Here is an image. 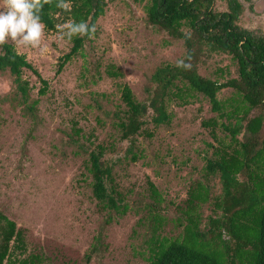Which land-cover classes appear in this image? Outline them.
<instances>
[{
	"label": "trees",
	"instance_id": "1",
	"mask_svg": "<svg viewBox=\"0 0 264 264\" xmlns=\"http://www.w3.org/2000/svg\"><path fill=\"white\" fill-rule=\"evenodd\" d=\"M109 1L66 0L71 10L64 11L56 7L58 0H51L39 13L45 25L44 34L60 35L56 25L69 20L85 21L90 28L95 26ZM133 1L142 4L148 23L156 30L182 39L185 55L178 60L191 65L190 69L169 62L158 65L149 72L151 87H144L143 98L134 94L130 83L113 80L123 77L122 69L112 63L102 64L96 54L87 59L85 45L92 39L89 36L76 35L71 39L65 36L70 43L69 50L58 57L54 68L49 67L53 74L48 77L10 42L1 45L0 75L10 73L17 92L13 96L7 94L0 102L22 104L23 116L34 117L28 131L36 123L34 107L39 102L37 98L29 102L31 89L37 88V93L44 95L52 92L53 85L59 88L64 85L62 89H69L70 85L75 91L78 84L79 87L94 85L107 77L115 83L109 91L91 93L100 95L117 110L106 108L101 115L99 111L94 112L91 103H80L76 99V103L64 102L59 109L49 108V124L55 114L59 123L49 126L56 129L60 137L57 141H54L55 136L47 138V154H41L45 157L38 154V148L34 151L41 157L38 160H41L42 179L34 191L48 196L45 193L48 189L54 201L70 196V201L77 203L78 199L82 201L79 197L88 187L97 200L95 206L100 207L105 225L116 227L115 232L121 237L139 239L137 244L141 249L122 251L125 264H135L137 256L146 264H264V31L239 25L241 4L238 0H225L227 9L223 11L212 8L213 0ZM213 54L227 57L226 67L216 68L209 76L200 73L197 64L201 57ZM73 58L80 60L79 68L70 67L67 71L65 65ZM229 67L233 68V73ZM22 71L30 73L31 85L22 79ZM225 89L230 93L224 97ZM198 97V126L209 138L203 140L192 133L197 139L193 144L183 131L172 134V139L178 136L175 144L199 145L209 149L210 154H203L201 162L200 149L191 160L193 176L180 188L168 187L165 195L174 203L169 205L173 209L169 214L172 219L166 221L159 209L161 202L168 198L164 197L162 185L154 176L157 169L136 173L123 184L124 190L117 182L132 174L136 164H149L145 147L139 143L137 135L153 140L161 126L170 124L167 106L185 107ZM2 119L0 117V123H4ZM148 121L153 128H146ZM170 140L155 139V153L170 156L171 146L175 145ZM33 141L38 143L35 138ZM58 142L63 146L60 158L56 156ZM122 143L128 144L121 153L112 152L117 148L121 151L119 144ZM186 148L191 149L189 145ZM108 150L118 159H113ZM180 170L174 172L182 175L186 168ZM7 175L15 176L13 172L4 171L2 183H7ZM27 178L25 175L19 181L22 184ZM27 186L29 192L33 190L30 184ZM132 193L138 196L137 201L147 200L145 204L129 208L126 197H132ZM129 211L139 215L133 225L121 219L131 216ZM204 211L206 215H202ZM170 222L180 229L174 235L165 230L166 223ZM98 241L93 242L92 252L97 250ZM25 243L24 228L0 211V264H48L42 253H26ZM20 255L24 256L20 258ZM90 259V254H86L84 264Z\"/></svg>",
	"mask_w": 264,
	"mask_h": 264
},
{
	"label": "rangeland",
	"instance_id": "2",
	"mask_svg": "<svg viewBox=\"0 0 264 264\" xmlns=\"http://www.w3.org/2000/svg\"><path fill=\"white\" fill-rule=\"evenodd\" d=\"M238 1L241 4L238 15L239 25L249 30L262 29L264 31V0ZM211 6L217 11L227 9L225 0H213ZM95 29V33L91 35L92 39L88 40L85 45V52L89 55L87 59L96 54L102 64L112 63L122 69L123 77H117L113 80L130 83L134 94L138 98H143L145 95L144 87H151L148 78L149 72L151 73L161 63H176L178 59L185 55L182 39L173 38L165 31L156 30L148 23L142 4L133 0H110L104 14L97 19ZM52 41L54 43L51 44ZM8 42L14 46L18 53L24 54L34 67L41 69V73L45 77L53 74V69L50 70L49 67L54 68L58 57L67 52L70 47V43L65 38L61 39L60 35L57 34L52 36L43 35L41 47H47V52L43 54L40 48L14 44L10 37ZM222 57L221 54H213L212 57H201V62L197 64L200 73L209 76L213 75L216 68L226 67L227 57H223L224 59L220 61ZM79 65L80 60L73 58L66 63L65 68L68 71L70 67V69L79 68ZM229 69L231 73L234 72L233 68L229 67ZM73 75L75 74L73 73ZM22 79H25L29 85L33 83V79L27 71H22ZM219 79L223 80L224 78L219 77ZM14 83L15 81L10 73L5 72L4 75H0V100L7 94L13 96L17 92ZM114 84L107 77V79L100 80L94 85L90 83L87 86L79 87L78 84L75 91L71 89L70 85L69 89H62L64 85L62 88L53 85L52 92L54 93L47 91L44 95H39L37 88L31 89L29 91V102L34 98H37L39 102L34 107L36 123L32 125L30 131H28L30 120L34 117L23 116L21 103L16 101L11 104L7 101L0 102V117L3 118L2 121L4 122L0 123V137L2 136V139H0V211L16 221L19 227L24 228L26 253L40 252L48 264H84L86 254H90L91 257L88 264H125L122 262L121 256L123 250L131 252L132 248L141 249L140 245L137 244L139 239L127 236L121 237L115 232L114 228L116 227L105 225L100 207L95 206L97 200L91 195L88 187L84 191L85 194H81L79 197L82 201L78 199L77 203L71 202L70 196L63 201L58 198L54 201L51 199L52 195L49 194L48 189L45 191L48 196H40L34 191L37 189V184L42 182L40 178L41 171L39 172V162L41 160L38 159H41L39 155L47 154L46 140L55 136L54 141H57L60 137L57 135L56 129L50 127L56 123L59 125V123L56 119L57 114H55L52 118L53 122L50 121L49 124L50 119L48 118L51 112L49 108L55 106L59 109L64 102L70 100L76 103V99L80 103H91L94 112L99 111L101 115H103V110L106 108L117 110L116 106H112L109 101L102 99L100 95L91 93L92 91H109V89L114 88ZM229 93V90L225 89L223 92L224 97L228 96ZM199 97L193 101V104L185 107L167 106L166 110L169 119H171L170 124L161 126L153 140L146 139L143 134L137 135L139 143L145 147L146 160L149 164L145 166L139 163L136 164L131 171L132 174L128 173L120 181L121 183L117 182L118 186L124 190L123 184L128 183L136 173L157 169L154 176L158 178V184L162 185L161 191L164 197L168 198L164 203L161 202L159 209L160 214L164 215L166 221L172 219L169 214L173 209H170L169 205L174 203L173 200H169L170 197L165 195L168 187L173 189L174 186H178L180 188L193 176L194 167L191 160L200 149L201 162L203 154H210L209 149L202 148L199 145L193 146L186 143L179 145L178 142V145L175 144L178 136L174 138V135L172 139V134H177V132L181 134L183 131L193 144H196L197 139L192 137V133L200 135L203 140L209 138L207 137L208 134L198 126L199 120L196 117V108ZM208 114L214 115L215 113L208 112ZM61 127L65 128V126ZM146 128H153L152 122L148 121ZM13 138H16V140L13 141ZM33 138L37 139L38 143L33 141ZM155 139L165 142L170 139L173 140L175 145L171 146L173 147L172 156L163 157L161 153H155L156 143H153ZM11 141H13V144L10 143ZM2 143L3 145H1ZM127 144H119L121 151L117 148L112 152L121 153ZM13 145L14 147H11ZM187 145L191 147L190 150L186 148ZM36 148H38L39 155L34 153ZM61 149H63V146L58 142V152L56 153L58 158L61 157ZM110 152L108 150L113 159H118L117 155ZM155 154H157V157H155ZM41 156L45 157V155ZM183 168H186V170L182 175L174 172V170L179 171ZM4 171L13 172L15 175L14 178L7 175V183H2L1 174ZM25 175L28 176V181L22 180L21 184L19 180L24 179ZM27 184L32 186V191H28ZM41 191L42 189L39 192ZM126 199L129 208L132 205L142 206L147 201H137L138 196L126 197ZM129 213L131 216H124L121 219L122 222L133 225L139 215H134L132 211H129ZM202 215H206V212L204 211ZM117 222L119 223V220ZM146 223L148 224V221ZM130 225L127 229L131 227ZM165 228H167L165 230H170L172 235L175 234L176 230H180L174 222L166 223ZM138 231H141V229H138ZM167 234L169 233L167 232ZM95 239H99L98 242L100 243L96 245L97 250L92 252L91 248ZM24 255L19 257L22 258ZM116 258L118 260H115ZM135 261V264H146L139 256L135 258Z\"/></svg>",
	"mask_w": 264,
	"mask_h": 264
},
{
	"label": "clouds",
	"instance_id": "3",
	"mask_svg": "<svg viewBox=\"0 0 264 264\" xmlns=\"http://www.w3.org/2000/svg\"><path fill=\"white\" fill-rule=\"evenodd\" d=\"M51 0H0V45L8 43L10 37L14 44L40 48L41 53L47 52V47H41V39L44 35L45 25L41 22L39 13L44 4ZM56 7L70 11L71 4L66 0H58ZM60 38L65 36L71 39L73 36H89L95 33V26L91 28L85 21L76 23L69 20L56 25ZM190 59V57H189ZM177 67L190 69L191 65L183 59L176 62Z\"/></svg>",
	"mask_w": 264,
	"mask_h": 264
}]
</instances>
